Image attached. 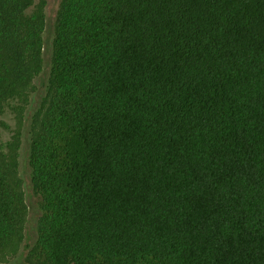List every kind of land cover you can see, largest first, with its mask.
Returning a JSON list of instances; mask_svg holds the SVG:
<instances>
[{"label":"trees","instance_id":"1","mask_svg":"<svg viewBox=\"0 0 264 264\" xmlns=\"http://www.w3.org/2000/svg\"><path fill=\"white\" fill-rule=\"evenodd\" d=\"M45 0H0V115L43 72ZM31 166L32 264H264V0H64ZM0 143V256L27 215Z\"/></svg>","mask_w":264,"mask_h":264},{"label":"rangeland","instance_id":"2","mask_svg":"<svg viewBox=\"0 0 264 264\" xmlns=\"http://www.w3.org/2000/svg\"><path fill=\"white\" fill-rule=\"evenodd\" d=\"M40 1L42 0H34V4ZM63 1L45 0L46 28L42 74L34 79V86L25 99L9 100L0 115V143L3 148H6L15 136L20 138L18 174L22 180V190L27 205L22 242L15 252L1 255L0 264H32L31 251L39 238L41 219L44 215L43 200L34 188L31 155L35 131L42 113L49 104L48 88L54 68V45Z\"/></svg>","mask_w":264,"mask_h":264}]
</instances>
